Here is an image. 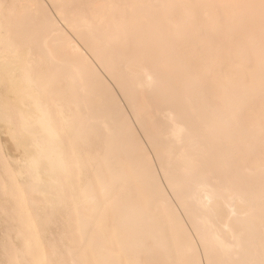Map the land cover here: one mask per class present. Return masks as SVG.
Segmentation results:
<instances>
[{"label":"bare ground","instance_id":"6f19581e","mask_svg":"<svg viewBox=\"0 0 264 264\" xmlns=\"http://www.w3.org/2000/svg\"><path fill=\"white\" fill-rule=\"evenodd\" d=\"M120 2L91 0L86 11L71 9V0H0V132L6 135L0 137V210L12 213L17 222L14 234L8 236L11 243L1 245L0 264L65 263L49 226L69 200L81 241L88 244L86 264H135L143 241L145 257L153 256L157 248L167 264H264V151L258 156L261 151L255 150L260 143L264 146V113L262 121L244 128L239 109L247 101L244 94L250 99L252 91L264 92L259 89L264 73H255L248 85L241 81L242 68L229 64L225 99H220L225 112L241 111L239 121L235 110V117L221 108V112L208 110L206 101L203 104L201 97L192 95L199 90L194 85L198 79L188 75L183 60L181 64L162 50L166 36H179L187 26L188 31L190 26L218 32L223 26L218 21L220 7H225L227 32L245 25L248 29L252 14L264 22V0ZM173 2L178 4L177 13L170 9ZM160 11L164 15L158 19ZM258 40L248 35L256 56H262L264 43ZM129 43L134 52L124 56ZM147 43L153 48L144 47ZM236 49L241 59L245 48ZM258 58L264 64V57ZM203 65L206 69L205 61ZM155 69L164 75L154 78ZM167 81L177 86V93L172 87L164 96L148 94L154 83ZM183 98L187 100L183 107L174 105ZM157 99L165 104L157 105ZM100 127L105 149L98 155H83L82 140L89 133L97 135ZM186 140L188 146L182 145ZM120 149L125 151L130 176L141 185L144 210L133 196L135 191L127 198L126 168L117 172L121 169L114 167ZM236 151H241L242 159L253 155L254 160L249 165L233 163ZM97 158L112 171L110 177L105 174L109 178L103 177L96 164L95 185L85 168L87 162L95 165ZM196 173L198 178H193ZM116 186L123 189L115 190ZM66 190L72 199L65 201ZM109 203L117 212L115 222L123 226L108 233L97 225L103 224L100 218L110 209Z\"/></svg>","mask_w":264,"mask_h":264},{"label":"rangeland","instance_id":"374dc122","mask_svg":"<svg viewBox=\"0 0 264 264\" xmlns=\"http://www.w3.org/2000/svg\"><path fill=\"white\" fill-rule=\"evenodd\" d=\"M8 1V0H7ZM90 1L91 0H71V4H70V8L72 9V8H76V7H82V8H84L86 11H89L90 9ZM115 1H117L118 3H121L120 1L121 0H115ZM176 2V1H175ZM175 2H173V3H175ZM89 3V4H88ZM171 4V10L173 9V10H175L173 13H177V9H178V4L177 3H175V4ZM87 4H88V6H87ZM174 5V6H173ZM218 12V21L220 22V24L222 23L223 24V26H221L220 28H218V29H220V30H218V32H217V30H216V33H212L211 31L209 32H207V30L206 29H204V28H202V29H198L197 31H196V29L195 28H193L194 30H192V27H190L189 26V28H191V31H188V30H190V29H188V26L186 27V29H187V31H186V29H185V31L184 32H187V35L189 36V38L191 37V39H189L188 38V36L186 37L185 35H183V36H181L182 34H184V32L181 34V35H179V36H170V35H168V36H166V40L165 41H163L162 40V43H164V45H166V47H165V51H164V48L162 49L163 50V52H171V55H172V57H173V59L175 60L176 59V61H178V62H180L181 63V61H182V65H183V67L186 65V68L187 69H189L188 71L186 70V72L188 73V75L190 76V77H193L194 79H198V81L200 82H198V81H196L197 83L195 84L194 83V85H195V89L196 88H199V90H195L196 91V93H199V94H194V90L192 91V95H196L195 97H197V95H198V97H201L199 100H200V102L201 103H203V101H206V104L205 105H207V107L209 106V109L208 110H211L212 112L214 111V112H216V110H217V112H223L224 114H229L230 113V111L232 112V114L235 112H237L236 110H235V108H234V106H233V108H234V110H232V109H227V110H230V111H226L225 112V110H226V107L224 106V104L222 103V102H224V100H222V99H220L221 97L223 98V99H225V88H227L226 86H227V83H225V76L227 75V72H228V67H230L231 66V64H233V67H234V69L236 68V70H237V68L240 70V67L242 68V72H244V75L243 76H245V78L243 77L242 78V82H244V83H246V84H248V85H250V82L252 81V79H250V78H252V76H254V74L255 73H257L258 74V72L259 73H261V71H262V73H264V66H261V67H259V65H264V64H262V62L260 61V58H258L259 56L262 58V57H264V52H262V56L261 55H258V56H256V52H255V50L254 49H252V47H251V44H249V43H251L250 41H248V35L249 36H254V37H256V39H259L258 41H259V43L261 42V43H264V38H262V37H264V34H262V29H264V28H261V27H264V22H262L261 20V18H258L256 15H250V16H248V18L250 19H248L249 21H251L250 23H251V25H250V23H248L247 24V26L248 25H250V26H248V29H247V27H246V25L244 26L246 29H243L244 27H242V28H234V30H231V31H228L227 32V23H228V20H227V17H225L226 16V12H225V7H220V8H218V10H217ZM163 12V13H162ZM220 12V13H219ZM159 12H157L156 13V16H159V17H157L158 19H160V16L162 15H164V11H160V13L158 14ZM158 14V15H157ZM220 16H222V18L220 17ZM252 16H255V17H252ZM219 17H220V19H219ZM252 17V18H251ZM257 17V18H256ZM221 20V21H220ZM253 20V21H252ZM257 20V21H256ZM261 21V22H259V21ZM255 22V23H254ZM260 24V25H259ZM227 29V30H226ZM243 29V31H241ZM245 30H247V32H245V34H243L244 33V31ZM261 30V31H260ZM240 31V32H239ZM189 32V33H188ZM251 32V33H250ZM212 33V34H211ZM228 33V34H227ZM240 33V34H239ZM258 33V34H257ZM251 34V35H250ZM191 35V36H190ZM224 35H226V36H228V37H226V36H224ZM243 35H246L245 37L243 36ZM183 37H185V38H183ZM241 37V38H240ZM165 38V37H164ZM163 38V39H164ZM176 38H177V40H176ZM179 38V39H178ZM229 38V39H228ZM247 38V39H246ZM245 39V40H244ZM262 39V40H261ZM250 40V39H249ZM261 40V41H260ZM235 41H237V43H239L238 45H237V43L235 44V43H233V42ZM161 42V41H160ZM175 42V43H174ZM230 42H232V43H230ZM147 44H149V43H147ZM248 44V45H247ZM253 44V43H252ZM128 46H126L124 49H123V55L124 56H126V55H132V53L134 52V47L131 45V43H129V44H127ZM168 45V46H167ZM217 45H220L219 46V48H217L218 46ZM231 45V46H230ZM233 45H235V46H233ZM245 48H243L242 46ZM262 45V44H261ZM151 46V47H150ZM253 47H254V45H252ZM144 47H149L148 49H150V48H153V44L152 43H150L149 45H145ZM240 47H242L241 49H240ZM236 48H239L241 51L244 49V54H243V57L240 59V57H238L239 55H237V54H235V49ZM222 49V50H221ZM239 49H236V51H239ZM252 49V50H251ZM247 50V51H246ZM193 51V52H192ZM253 51V52H252ZM220 52V53H219ZM247 53V56H245L244 57V55ZM160 54H162V52L160 53ZM216 54V55H215ZM178 55V56H177ZM178 57V58H177ZM220 57V58H219ZM180 58V59H179ZM244 58H246L245 60H244ZM178 59V60H177ZM204 59V60H203ZM231 59V60H230ZM258 59H259V61H260V63L261 64H258ZM203 60V63L201 62ZM262 60H264V58H262ZM204 61L207 63V72H206V69L204 68L203 69V67H204ZM227 62V63H226ZM201 63H202V65H201ZM209 63V64H208ZM213 63H215V64H213ZM217 63H222V64H217ZM229 64H230V66H229ZM219 65V66H218ZM203 66V67H202ZM232 67V66H231ZM186 68H184V69H186ZM262 68V69H261ZM210 69V70H209ZM156 70V72H154V74H153V76H154V78H160V77H162L164 74L162 73V71L160 72L159 71V74H157V69H155ZM202 70V71H201ZM244 70V71H243ZM261 70V71H260ZM209 71V72H208ZM192 74V75H191ZM247 74V75H246ZM256 74V75H257ZM261 75V74H260ZM261 76H264V75H261ZM127 77H125V82L128 80V79H126ZM262 78H264V77H262ZM243 79H246V80H243ZM168 82L169 81H167V83L165 84V85H161V84H159V85H156L155 83H154V85H152V87L149 89V90H153V92H150L149 93V90L147 91L148 92V94H150L151 96L155 93H159V94H161L162 96H164L167 92H169V91H173V88H174V92L175 93H177V86H172V85H167L168 84ZM263 82H264V80H263ZM219 83V84H218ZM169 84H172L171 82H169ZM200 84H202V85H200ZM221 87H220V86ZM224 86V88H223V86ZM245 85V84H244ZM248 85H245V86H248ZM168 86V87H167ZM261 86V87H260ZM259 87V89L260 90H262V89H264V88H262V86H264V85H262V83H261V85H260ZM163 87H166V89H164ZM173 87V88H172ZM194 87V86H193ZM219 87H220V89H219ZM249 87V86H248ZM168 88H171V89H168ZM162 89V90H161ZM163 89H164V91H163ZM223 90V94L224 95H222V90ZM166 90V91H165ZM162 91V92H161ZM242 92V90H238L237 92ZM262 91H264V90H262ZM161 92V93H160ZM240 92V93H241ZM252 93H253V95H252ZM252 93H251V96H253V97H251V96H249L250 97V99H248V98H246V97H248V96H246L245 94H244V96L243 97H245V99L248 101V100H250V101H248V103H247V101H246V103L245 104H242V106L244 105V110H243V108L242 107H240L239 109L242 111H239V112H237L236 114H237V116H236V118L237 119H239L238 118V116H239V113H240V116H241V121H240V119H239V121L240 122H243L244 123V128L247 126V124L248 125H250V124H255V122L257 121H262V116H263V113H264V100H260V98L261 99H264V94H262V93H264V92H262L261 93V91H257L256 93H255V91L253 92L252 91ZM154 94V95H155ZM247 94H248V92H247ZM191 95V96H192ZM200 95V96H199ZM262 95V96H261ZM204 96V97H203ZM221 96V97H220ZM189 97V96H188ZM195 97H194V99H195ZM197 97V98H198ZM207 97V98H206ZM255 97V98H254ZM187 98V97H186ZM204 98H206V99H204ZM252 98H254L256 101L254 102H252L251 100H253ZM121 99H123V98H121ZM204 99V100H203ZM163 100V101H162ZM185 100L186 99H179L178 101L179 102H177V101H175V102H177L178 104H176L175 102H174V105H176V106H181L182 105V107H183V105H184V103H185ZM159 101V102H158ZM160 101H162L161 102V104H160ZM181 101V102H180ZM187 101V100H186ZM261 101H262V103H261ZM122 102H123V100H122ZM184 102V103H183ZM182 103V104H181ZM163 104H165V102H164V99H157V105H163ZM181 104V105H180ZM204 104V103H203ZM211 105V106H210ZM246 105V106H245ZM248 105V106H247ZM222 106H224V108H225V110H223V107ZM219 108H221V111H219L220 109ZM242 108V109H241ZM254 110V111H253ZM262 110V111H261ZM234 111V112H233ZM231 114V113H230ZM187 115V114H186ZM184 115H183V113H182V117H183ZM229 116V115H228ZM233 116L235 117V115L233 114ZM232 116V117H233ZM244 116V117H243ZM260 118V119H259ZM159 120H161V122L163 121V119H159ZM158 120V121H159ZM245 121V122H244ZM253 121V122H252ZM255 121V122H254ZM256 122V123H257ZM243 123H241V125L243 124ZM252 124V125H253ZM255 126V125H254ZM254 126H252V127H254ZM243 127V126H242ZM241 127V128H242ZM248 127V126H247ZM138 128V127H137ZM243 128V129H244ZM251 128V127H250ZM139 129V128H138ZM101 127H100V129L98 130V132H96V134L98 135V138H97V135H95V133H89L88 135H89V137H86L87 136V134H86V138L88 139H86L88 142H87V144H84L85 142H86V140H82L83 142V144L81 143V152H82V154L83 155H85L86 153H93L94 155H98V153H100L101 151H103L104 149H105V145H102V144H104L103 143V138H104V135H105V132H104V130H101ZM101 133V134H100ZM141 133V132H140ZM0 137H1V139H3V138H5V134H3V133H1L0 132ZM5 135V136H4ZM103 135V136H102ZM96 137V139H95V137ZM94 137V138H93ZM100 138V139H99ZM93 139V140H92ZM99 140V141H98ZM101 140H102V142H101ZM188 141L186 140V142H184V144H182V145H186V146H188L187 144H189V143H187ZM95 143V144H94ZM97 143V144H96ZM174 144H177V143H174ZM262 143H260V146L257 148V146H256V153L258 154V152H260L259 154H258V156L264 151L263 150V148H264V146H262L261 145ZM84 147H83V146ZM92 146V147H91ZM176 146V145H175ZM178 146H180V144L178 145ZM262 146V147H261ZM177 147V146H176ZM99 148V149H98ZM260 148V149H259ZM262 149V150H261ZM96 151V152H95ZM167 152L168 151H166L165 153L167 154ZM123 153V154H122ZM238 151H236V156H233V163H235V162H240V164L241 163H244V164H247V165H249V164H251V163H249V162H251L252 161V159H253V155L252 156H250V157H248V158H243L242 159V156H241V151L238 153ZM254 153V152H253ZM255 153V154H256ZM240 154V155H239ZM254 154V155H255ZM256 154V155H257ZM263 154V153H262ZM116 155V157H115V159H116V161H115V168L117 169L118 168V170H120L121 169V171H117V172H124V170H125V172H126V176H127V178H128V181H126V185H127V187H130V188H126L129 192H128V197L127 198H130V196L131 195H129V194H134V193H136V194H134L133 196H135V198H137L138 199V201H137V199H135V202L137 201L138 202V204H140L141 206H143L141 209L142 210H144V195L142 194V192H141V185L139 184V182L133 177V176H130V175H132L131 174V172L129 171V162H128V160H127V158H126V156H125V151H124V149H120L119 151H117V153L115 154ZM242 155H244V153H242ZM256 155L254 156L255 158H256ZM235 157V158H234ZM244 157V156H243ZM181 158V157H180ZM101 159V158H100ZM121 159V160H120ZM245 159V160H244ZM97 161H95V165H93L92 166V164H93V162L91 161V163L89 164V162H87L86 163V170H85V175H86V177L87 178H89V180L91 181L92 180V182L91 183H94L95 185H97L96 184V181H95V175H94V171L92 170L93 169V167H95L96 166V164H97V166L98 167H101V169H103V172L101 173L102 174V176L104 175V176H109V173L112 171H110L109 169L108 170H106L105 168H104V166L102 165V163H101V160L99 161V159L97 158L96 159ZM171 160H173V159H171ZM170 160V161H171ZM254 160V159H253ZM120 161V162H119ZM174 161V160H173ZM178 161H182L181 159H179V160H177L176 159V163H179ZM96 162H98V163H96ZM119 162V164H117ZM128 164V165H127ZM155 164H156V162H155ZM202 164V163H201ZM201 164H199L198 166L199 167H202L203 166V164L201 165ZM244 164H242V165H244ZM102 165V166H101ZM123 165V166H122ZM157 165V164H156ZM122 166V167H121ZM197 166V167H198ZM121 167V168H120ZM126 168V169H122V168ZM115 169V170H116ZM110 171V172H109ZM127 172H128V174H129V176L132 178V179H129L130 177L128 176V174H127ZM130 172V173H129ZM89 173H91V174H89ZM106 174V175H105ZM196 175V176H195ZM195 175H193V178H196L197 176H199V175H197V173L195 174ZM91 176V177H90ZM103 176V177H104ZM106 176V177H107ZM106 177H105V179H106ZM110 177V176H109ZM109 177H107V178H109ZM91 178V179H90ZM93 178V179H92ZM198 178V177H197ZM94 180V181H93ZM131 180V181H130ZM128 183V184H127ZM131 183V184H130ZM130 185V186H129ZM119 187H121V186H119ZM131 187L133 188L134 187V189L132 190L131 189ZM93 188H95L94 186H93ZM116 188H117V186L115 187V190H116ZM117 189H119V188H117ZM121 189H123V188H120L119 189V191H121ZM141 189V190H140ZM97 190L98 191H96V192H100V189L98 188V186H97ZM69 191V190H68ZM95 190L93 189V192H94ZM118 191V192H119ZM124 191H126V190H124ZM135 191V192H134ZM138 191H140V192H138ZM132 192H134V193H132ZM70 193L71 192H68L67 193V190H66V193L65 194H68L69 195V197H67L68 195H66V197H65V201L66 200H68V199H72V197L70 198V196H72V195H70ZM119 193H121V192H119ZM94 195H95V192H94ZM126 195V196H127ZM96 196V195H95ZM120 195L118 194V196H116V197H119ZM122 196V195H121ZM120 196V198H122ZM133 196H132V198H133ZM97 197V196H96ZM99 197H101V192H100V194H99ZM68 198V199H67ZM142 200V201H140V200ZM131 200H134V199H131ZM71 202V204L72 205H68V204H70V202ZM68 201V204H66V202H64L63 204H65L64 205V207H59L58 208V210H57V212L55 213L56 214V216L54 217V222H52V223H54L53 224V226H49V234H51V237L55 240V243H56V245H57V247H58V250H59V252L61 253L60 254V257L63 259V261H64V259H65V263L63 262V264H76L75 262H78L77 264H80V263H82V264H86L85 262V260H87V262L89 261L88 259V255H89V251H88V244H87V242L85 243H83L82 241H81V238H80V234H79V232H78V230H77V222H76V220H77V214H76V210H75V207L73 206V203H72V201L71 200H69ZM113 199H112V203H113ZM102 202V201H101ZM103 202H105V201H103ZM108 202H111L110 200L108 201ZM142 202V203H141ZM105 203H107V202H105ZM104 203H101V205H103ZM109 205V206H108ZM106 207H108V208H110V209H108V208H106L105 206H102L103 208L102 209H108L107 211H102V213H104L102 216L104 217H101V218H103V219H101L100 218V220L102 221L103 220V224H98L97 226H98V228H99V226H100V228H102V229H104L106 232H110L111 230H113L115 227H118V225L120 224V225H122L121 223H119V224H117L116 222H115V217H116V213L117 212H115L114 210H112L111 209V203H109ZM140 206V207H141ZM82 207V206H81ZM70 208V209H69ZM82 209V208H81ZM62 210V211H61ZM84 210H85V208H84ZM83 210V211H84ZM110 210V211H109ZM82 211V210H81ZM101 211V210H100ZM112 211H114V212H112ZM87 210H86V214H87ZM0 213H1V215H0V217L2 218V221H0V248L2 247V246H5V245H8V244H10L11 243V239L9 240L8 239V236L9 235H13L14 234V231H13V229L15 228V226H16V219L14 218V216H13V214L12 213H10V212H8L7 214H4V213H2V211L0 210ZM60 213H61V216H60ZM85 213V212H84ZM101 212L99 213V215H101L102 214ZM57 215H58V217H57ZM69 215H72L71 216V218H70V216ZM81 215H83V212H81ZM89 215V214H88ZM98 214H96L95 216H96V219L97 218H99L100 216H99ZM60 216V217H59ZM64 216H66V218H64ZM95 216H93L94 218H95ZM98 216V217H97ZM84 217H87V216H84ZM75 218V219H74ZM106 218L108 219V221L106 220ZM55 220H56V222H55ZM99 220V219H98ZM136 219H133V220H131V222H133V221H135ZM59 223H58V222ZM139 221H141L142 222V220H139ZM1 222H2V225H1ZM65 222L67 223V224H65ZM71 223V224H70ZM107 223V225H105L104 226V224H106ZM57 224V225H56ZM65 224V225H64ZM109 224V225H108ZM73 225V226H72ZM55 226L57 227V228H55ZM95 226V225H94ZM96 226V227H97ZM104 226V227H103ZM108 226V227H107ZM123 226V225H122ZM96 227H93L94 228V230H92V231H98V228H96ZM63 228V229H62ZM122 228V227H121ZM50 229H51V231H50ZM54 231V232H53ZM57 231V232H56ZM140 233V232H139ZM141 233H142V231H141ZM49 234H48V236H49ZM57 234V235H56ZM60 234H62V235H60ZM75 234V235H74ZM54 236V237H53ZM2 238V239H1ZM61 238V239H60ZM8 239V240H7ZM60 239V240H59ZM63 239V240H62ZM65 239H67V240H65ZM77 239V240H76ZM3 240V241H2ZM74 240V241H73ZM8 241V242H7ZM78 243H77V242ZM149 243L148 244H150V241H148ZM6 243V244H5ZM3 244V245H2ZM108 246H112L111 245V243H109V242H107L106 243ZM2 245V246H1ZM64 246V247H62V246ZM106 245V246H107ZM144 241H143V243H142V246H140L139 248H140V252H139V256H138V261H137V263L138 264H167V263H165V259H164V255L161 253V251H159L157 248H155V251L153 250V252H154V254H153V256L152 255H150L151 253H149L148 255L149 256H146L145 257V255H144ZM62 250H61V249ZM65 248V249H64ZM67 248V249H66ZM85 249V250H84ZM66 250V251H65ZM72 250V252H70L71 254H69V253H66V252H69V251H71ZM139 250V249H138ZM87 251V252H86ZM0 252L1 253H4V251H2L1 249H0ZM86 252V253H85ZM62 253H64V254H62ZM137 253H138V251H137ZM66 254H69L70 255V257H69V255H66ZM74 254V255H73ZM85 255H86V257H85ZM151 256V257H150ZM83 258V259H82ZM125 257H121V260L123 259L124 261L126 260V259H124ZM148 258V259H147ZM151 258V259H150ZM163 259V260H162ZM71 262H70V261ZM84 260V261H83ZM154 260V261H153ZM67 261V262H66ZM124 261H122V262H124ZM137 263H135V264H137Z\"/></svg>","mask_w":264,"mask_h":264}]
</instances>
